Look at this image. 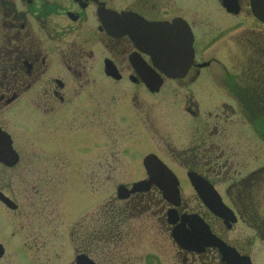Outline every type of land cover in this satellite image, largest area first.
<instances>
[{"label": "flooded vegetation", "instance_id": "flooded-vegetation-1", "mask_svg": "<svg viewBox=\"0 0 264 264\" xmlns=\"http://www.w3.org/2000/svg\"><path fill=\"white\" fill-rule=\"evenodd\" d=\"M213 1L225 18L223 24L241 22L244 24L240 28L246 29L244 45L239 44L246 62L239 74L243 86L236 88L241 91H234L231 99L242 107L248 133L259 144L256 153L262 156L264 0L256 1L258 17L253 0H0V130L13 139L8 127L14 128L15 118L6 117L18 111L20 127L26 129L27 117L32 118L41 147L32 142L23 151L13 143L19 155L17 164L9 168L0 162V264H51V241L58 237L55 229L60 231L61 225L56 223L55 210L39 207L45 206L42 201L55 207L59 199L64 206L62 218H74L76 210L68 212L67 207L81 208L79 221L63 225L68 229L70 248L76 252L74 260L83 256L94 264H168L170 253L180 264H264V164L252 171L244 165L241 171H233L240 163L229 161L234 158L229 135L225 151L219 146L213 148V137L219 138V145L225 144L218 128L209 134L208 148L192 158L181 157L180 170L184 172L175 224L169 223L168 216L173 206L156 186L107 206L102 197L103 153L119 145L120 132L125 137L126 156L129 141L141 133L151 138L146 133L147 122L153 117L150 112L155 108L150 106L152 101L170 104L167 116L158 114L173 125L161 124L159 137L165 146L174 139L171 135L167 139L166 134L172 130L165 128L178 124L189 128L199 116L204 121L213 120V113L204 106L208 101L197 90H213L216 85L200 83L203 72L213 65L205 59L213 57V48L222 49L219 44L225 26L213 24ZM145 25L172 27L170 33L161 28L160 33L146 34ZM168 36L175 44L170 51ZM169 52L185 58V63L190 61L183 79L170 80L162 73ZM152 55L165 58L160 68ZM108 66L114 76L109 75ZM146 72L161 79L159 91L152 92V85L143 80ZM37 122L47 127L41 128ZM44 129H48L47 134ZM247 152L246 165L255 156L253 150L248 148ZM43 153L51 158V169H42L46 183L38 164V156ZM154 153L142 156L135 166L141 163L143 168V159ZM24 154H32L35 159L28 164ZM127 163L130 168L132 164ZM163 163L170 168V163ZM21 169L33 175L31 193H25L29 189L27 178L21 183L7 178L9 171ZM222 170L235 175L226 192L218 185ZM189 173L213 186L217 192L213 194V208L224 206L227 222L212 213L195 193ZM145 176L136 182L146 181ZM136 182L126 187L131 189ZM185 187L193 193L184 194ZM4 198L17 208H8ZM191 222L207 226L213 243L198 245L195 251L180 247L172 233L184 223L191 231ZM240 224L254 235V241L241 245L229 241V233Z\"/></svg>", "mask_w": 264, "mask_h": 264}, {"label": "rangeland", "instance_id": "rangeland-1", "mask_svg": "<svg viewBox=\"0 0 264 264\" xmlns=\"http://www.w3.org/2000/svg\"><path fill=\"white\" fill-rule=\"evenodd\" d=\"M223 21H225V18L218 13L217 5L213 1V24L217 23V26L219 25L220 27L225 26V29L222 28L223 40L220 41L219 44L220 48L222 49H219L218 46L213 48V57L207 56L205 59V62L213 61V65L203 72L200 83H215L216 85H214L213 90L197 89L199 91V96L202 95V97H205V99L208 101L204 104V101L200 99L199 102L207 107V111L209 109V111L213 113V120L209 119L204 121L202 116H199L200 118L198 120L189 124V128L188 125L181 127V124H178L179 126L176 128H165L166 130H172L166 134L168 137L167 139H169V135H171V138L174 136V139L171 140V145L165 146L159 137V130L161 127L163 128L162 125L168 123L172 125V122L169 120H164L165 118L159 116L158 114L167 116V109L170 104L161 103V100L158 102H154L157 100L152 101L150 106L155 108H153V110L150 112L153 114V117L149 118L147 122V128L149 131L146 133V135H149L151 138H148L143 133H141L138 138L129 141V143H127V146L129 147L127 157L123 153L124 148H126L125 137L123 138V134L120 132L118 137L119 145H116L114 150L112 149L113 152L110 151L103 153L102 197L106 206L110 204L111 201H115L117 199L116 192L120 185L130 186L136 181L146 179L141 163L138 165V167L135 165L138 161L141 162L142 156L149 152H155L154 154L157 155L161 160L165 161L166 163H170L169 166L171 170L181 179L182 172H184V170H180V168H182L181 157L192 158V156H195L196 153L208 148L210 145L208 141L209 134L214 133L217 128L221 130L223 136L221 137L225 140V144H221L222 146L219 145V138L213 137V148H216L215 146H219V150L225 151L228 140L226 139V134L227 136L229 135L228 145L229 147L232 146V154L234 155V158L229 159V161L235 165L240 163V167L235 168L233 171H241V165L242 167L243 165L246 166L245 169L248 171H252L264 164V160L261 161V158L264 159V153L262 156L261 153H256V149L259 146L257 143V138L254 137L252 133H248V130L245 126V117L242 107H238V104H236V102L231 99L233 98L232 96H234V91H241L236 90V88L243 86V83H241V76L239 74L245 67L246 62L239 48H241V45H244L242 42L244 41L243 38L246 36V29L240 28L243 27L241 25L244 23L239 22L240 24L236 25L237 22L231 21L229 24H223ZM255 29L258 31V28ZM221 50L222 52H220ZM221 54H223V56H221ZM29 114L32 115L30 112ZM12 117L15 118L14 128L8 127V129H10V131L13 133L14 143L17 144L23 151H25L26 146L32 145V142H35V145L40 147V143L38 145L36 141L37 136L33 128L32 118H30V116L27 117L26 123L28 126H26V129H24V127L19 126V122H21L22 119L19 117L18 111L16 112L14 110L7 114L6 120H12ZM217 118H220V122L217 121ZM227 120H229L228 123H226ZM37 125L41 128L47 127L44 122H37ZM43 132L47 134L48 129H44ZM132 136L133 135H130L129 138L131 139ZM109 139H107L108 142ZM248 148L251 149V151L253 150L255 156H252L250 158L249 164L246 165L245 161H247L248 156L245 157V155L248 154ZM258 156L260 157L259 162H257ZM38 157H40L38 164L39 168L41 169V179H43L46 183L47 176L43 173L42 169L45 171H49V167L51 169V165L48 162L51 158L47 153L39 154ZM244 157L246 159H244ZM34 159L35 157H32V154H24V160L26 163L30 164ZM127 162L132 164L130 167L131 169L128 167ZM24 173L25 170L22 169L19 171L12 170L8 172L7 178L11 181L18 179L19 183L25 181L27 178L29 189H27L25 193H31L33 192L31 191L33 189L31 188V179H33V175H27ZM228 173L229 175L224 174L223 170L221 173H219V180L223 183H218V185H222L221 188L223 192L227 191V187L231 185V182H233L235 178V175L230 172V170H228ZM60 183L61 182H58V184ZM45 187L47 188V185H45ZM58 187L60 188V185H58ZM183 190V193L187 196L193 193L190 187H185ZM7 192L8 194L10 193L9 191ZM44 193L47 195V189L44 191ZM54 203L55 207L51 202L42 201V204L45 206L39 207L41 209L44 208L55 210L56 223L61 225L60 231L55 229V233L58 235V237L51 241V264H70L71 261L74 263L76 252L74 253V249L72 247L70 248L68 229H64L63 225H70L73 224L74 221H79L78 213L81 208L74 206H72V208L67 207V209H69L68 212H72L70 210L74 209L76 211L74 212V218L66 219L62 218L63 214L61 213V210L64 208V206H62L60 199L58 202L55 201ZM133 232L137 231L134 230ZM253 236L254 235L252 233L244 229L243 224H240L233 232L229 233L228 235L229 241L232 243L238 242L240 245L242 242L254 241ZM105 264L107 263L105 262ZM168 264H180V262L178 260H173L169 253Z\"/></svg>", "mask_w": 264, "mask_h": 264}, {"label": "water", "instance_id": "water-1", "mask_svg": "<svg viewBox=\"0 0 264 264\" xmlns=\"http://www.w3.org/2000/svg\"><path fill=\"white\" fill-rule=\"evenodd\" d=\"M257 11V10H256ZM8 145H10V142L8 143ZM152 158H148L146 163H148L150 165L149 167V172L150 174H152L153 176H156L157 173L162 172L163 175L168 179V183H170V185L167 186V191L169 193H176V182L175 179L173 177V175L170 172H163L161 170H159V168L157 166H155L153 163ZM15 163H9L10 166H13ZM78 264H85L82 260H80V258L78 259Z\"/></svg>", "mask_w": 264, "mask_h": 264}]
</instances>
